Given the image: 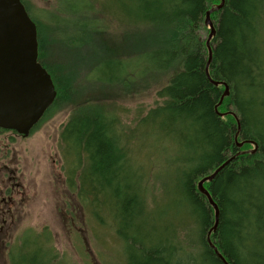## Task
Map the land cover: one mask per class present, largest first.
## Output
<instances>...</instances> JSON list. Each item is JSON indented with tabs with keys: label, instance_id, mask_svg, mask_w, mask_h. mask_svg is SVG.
I'll use <instances>...</instances> for the list:
<instances>
[{
	"label": "trees",
	"instance_id": "16d2710c",
	"mask_svg": "<svg viewBox=\"0 0 264 264\" xmlns=\"http://www.w3.org/2000/svg\"><path fill=\"white\" fill-rule=\"evenodd\" d=\"M20 1L36 26L37 61L54 84L53 109L76 95L70 88L73 77L67 74V81L60 77L63 83L58 82L44 59L40 26ZM125 1L132 11L125 23L135 25L137 31L126 30L122 43H134L135 53L130 55L131 61L103 62L105 76L99 81L116 83L128 63L133 64L131 73L137 71V79L149 73L169 74L170 80L156 94L163 103L144 115L139 113L133 135L129 134L155 136L160 154L174 157L167 162L172 164L168 178L156 177L162 179L159 196L163 205L151 211L155 194L151 200L136 189L141 184L142 163H133L131 148L121 138L114 117L84 104L62 130L65 153L76 158L71 174H67L69 187L99 220L109 215L113 218L127 264H222L206 243V234L214 224L213 209L197 183L238 152L246 151L251 146L246 142H253L257 145L253 154L230 160L203 186L219 210L218 224L210 235L217 250L228 264H264V0H224L223 7L210 14L215 35L210 41L209 78L204 72L209 34L204 21L220 0ZM59 2L73 14L90 12L92 4L99 5L97 0ZM85 2L92 4L79 8ZM141 27L155 30L146 37ZM143 49L150 51L142 54ZM113 62L119 68L107 75ZM92 70L98 71L100 66ZM212 81L228 87V96L220 105L224 86H214ZM127 83L122 86L128 87ZM224 113L228 114L219 116ZM230 114L239 120L237 142L236 121ZM242 142L239 149L237 143ZM145 146L137 145L134 152L144 153ZM12 251V264L50 263L30 248Z\"/></svg>",
	"mask_w": 264,
	"mask_h": 264
},
{
	"label": "rangeland",
	"instance_id": "374dc122",
	"mask_svg": "<svg viewBox=\"0 0 264 264\" xmlns=\"http://www.w3.org/2000/svg\"><path fill=\"white\" fill-rule=\"evenodd\" d=\"M23 1L40 26L45 62L50 64L60 84L63 83L60 77L67 81L66 75L70 74L73 77L70 88L77 93L68 103L62 102L51 108L27 138L0 132V173L6 177L8 172L6 179L0 176V189H4V181L14 186L10 194L0 193V264H12L9 260L12 250L25 252L28 248L50 259L49 264H127L113 218L109 215L99 220L90 208L82 205L75 189L69 187L67 174H71L76 158L65 153L67 146L62 130L82 104L114 117L121 138L131 148L133 163H142L141 184L136 189L147 193L151 200V195L155 194L151 211L161 209V178H168L172 173V164L167 162L173 161L174 157L168 153L160 154L159 140L155 136L144 137L138 132L131 135L138 114L144 115L163 103L164 99L157 98L156 94L170 80L169 74L156 76L149 73L137 79V71L131 73L133 64L128 63L124 75L119 73L121 78L114 81L116 83L99 81L105 76L103 62L131 61L130 55L135 53L134 43H122L126 30L137 31L135 25L125 23L132 17L128 1L97 0L100 6L85 2L79 8L89 4L95 6L92 11L79 14L68 12L57 0ZM210 20L214 25L211 17ZM98 28L99 35L95 32ZM140 29L146 37L155 30ZM73 42L76 44L72 45ZM143 50L142 54L150 51ZM114 62L107 75L117 72L119 66ZM97 64L100 70L93 71ZM128 74L130 78H124ZM127 82L129 86L123 87L122 84ZM141 129L139 126L138 131ZM142 144L146 153L134 152V148ZM251 146L245 150H251ZM157 176L161 178L156 179ZM9 196L12 202L3 205L1 200ZM29 242L32 243L30 246Z\"/></svg>",
	"mask_w": 264,
	"mask_h": 264
},
{
	"label": "water",
	"instance_id": "95a60500",
	"mask_svg": "<svg viewBox=\"0 0 264 264\" xmlns=\"http://www.w3.org/2000/svg\"><path fill=\"white\" fill-rule=\"evenodd\" d=\"M205 24L210 27L206 42L208 46L214 29L209 19ZM37 52L36 26L28 17L20 0H0V128L15 131L23 136L28 135L56 97L50 76L37 62ZM226 95L225 86L220 100ZM235 121L238 125L236 137L240 124L237 119ZM227 163L229 161L198 183L202 194H206L202 190V184L211 181ZM213 207L218 214L216 206ZM213 251L215 253L217 250ZM220 260L222 264H228L221 257Z\"/></svg>",
	"mask_w": 264,
	"mask_h": 264
},
{
	"label": "bare ground",
	"instance_id": "6f19581e",
	"mask_svg": "<svg viewBox=\"0 0 264 264\" xmlns=\"http://www.w3.org/2000/svg\"><path fill=\"white\" fill-rule=\"evenodd\" d=\"M222 1H223V4H222ZM21 2V1H20ZM22 4V3H21ZM221 4H222V6H221ZM23 5V4H22ZM223 5H224V0H220V5L219 6H217L216 8H212L207 14H206V17H205V22H206V20L207 19H209L210 20V14L213 12V11H218L219 9H221L222 7H223ZM24 7V6H23ZM25 9V8H24ZM26 11V10H25ZM27 13V12H26ZM28 15V14H27ZM29 17V16H28ZM31 20V19H30ZM32 21V20H31ZM205 22H204V24H205ZM210 22H211V20H210ZM212 23V22H211ZM205 26L209 29V34H210V27L209 26H207L206 24H205ZM212 26H213V29H214V25H213V23H212ZM214 35H215V29H214ZM213 35V36H214ZM209 36V35H208ZM213 36H212V38H213ZM211 38V39H212ZM211 39L209 40V44H208V46L206 45V43H205V45H206V49H207V53H208V59H207V63H206V66H205V68H204V72H205V75L207 76V78H209V75H208V66H209V63H210V61H211V58H212V50H211V47H210V41H211ZM207 40H208V37H207ZM207 40H206V42H207ZM38 62V61H37ZM39 63V62H38ZM46 71V70H45ZM47 72V71H46ZM48 74V73H47ZM49 75V74H48ZM50 76V75H49ZM50 79H51V76H50ZM51 81H52V79H51ZM219 83V84H218ZM52 84H53V81H52ZM212 84L214 85V86H220V85H223V84H221L220 82H214V81H212ZM54 85V84H53ZM224 86V91H225V85H223ZM227 87V86H226ZM224 93V92H223ZM223 95V94H222ZM228 96V87H227V95L225 96V97H227ZM225 97H223V99L225 98ZM221 98V97H220ZM222 99V100H223ZM222 100H219V103H218V105H220L221 104V102H222ZM215 110H216V107H215ZM226 114H228V113H224V114H219V116H224V115H226ZM230 115H232L233 117H234V119H237V117L234 115V114H230ZM238 120V119H237ZM239 121V120H238ZM236 126H238L237 124H236ZM239 132H240V125H239ZM239 132H238V134H239ZM237 138H238V135L236 136V137H234V140L237 142ZM245 143V142H244ZM243 142L242 143H237V147L240 149L242 146H243V144H244ZM246 143H248V144H250V145H252L253 146V149H251V150H248L247 151V153H254L255 151H256V149H257V145L255 144V143H253V142H246ZM239 144H242L241 146H238ZM244 152H246V151H240V152H238L235 156H233L232 158H229V160L228 161H230V160H232V159H234L235 157H238V156H240V155H244V154H246V153H244ZM225 163V162H224ZM223 163V164H224ZM226 165V164H225ZM225 165L223 166V168L225 167ZM220 167V166H219ZM218 168V167H217ZM216 168V169H217ZM222 168V169H223ZM215 169V170H216ZM221 169V170H222ZM214 170V171H215ZM220 170V171H221ZM213 171V172H214ZM220 171H218V173L220 172ZM213 172H210V174L209 175H207V176H210ZM217 173V174H218ZM216 174V175H217ZM215 175V176H216ZM207 176H205V177H207ZM205 177H203V178H205ZM202 178V179H203ZM215 177H213L212 179H211V181L214 179ZM201 179V180H202ZM200 180V181H201ZM199 181V182H200ZM198 182V183H199ZM206 182H210V181H206ZM198 183H197V185H198ZM205 183V182H204ZM204 183L202 184V190H204L205 191V193L206 194H202L200 191H199V189H198V191L202 194V195H204L205 196V198H206V200H207V202H208V204L210 205V207L213 209V216H214V224H213V226H212V228L207 232V234H206V243H207V245H208V247L213 251L214 249L215 250H217V248L215 247V245L212 243V241H211V238H210V235L211 234H213V232H215V229H216V226H217V224H218V218H219V210H218V207H217V205H216V203L213 201V199L211 198V195L209 194V192L204 188ZM197 188H198V186H197ZM216 206V208H217V212H218V214H216L215 213V209H214V207L213 206ZM213 253H214V251H213ZM214 255L220 260V257L221 258H223L224 260H225V258L221 255V253L217 250L215 253H214ZM226 261V260H225ZM220 262H221V260H220ZM227 262V261H226ZM228 263V262H227Z\"/></svg>",
	"mask_w": 264,
	"mask_h": 264
},
{
	"label": "flooded vegetation",
	"instance_id": "af4514ba",
	"mask_svg": "<svg viewBox=\"0 0 264 264\" xmlns=\"http://www.w3.org/2000/svg\"><path fill=\"white\" fill-rule=\"evenodd\" d=\"M53 104V103H52ZM52 106V105H51ZM51 106L49 107V109L51 108ZM48 109V110H49ZM47 110V111H48ZM47 111L44 113V115L42 116V118L39 120V122H37L32 128H31V130L29 131V133H28V135L27 136H23V135H20V134H18V133H16L15 131H10V130H4V129H1L0 128V132H12V133H14L17 137H19V138H27L29 135H30V133L31 132H33V130L37 127V125L43 120V119H45L46 118V113H47ZM0 176H1V178H3V179H6V177H8V172H7V176L6 177H4V173L3 172H1L0 173ZM8 183V184H7ZM2 184H4L5 186H4V189L2 188V189H0V193L1 194H5V193H8V194H10L12 191H14V186L12 185V184H10L9 183V181H4ZM7 184V185H6ZM17 187V186H16ZM1 202L3 203V205H5L6 203H11L12 202V198L9 196L8 198H4V199H2L1 200Z\"/></svg>",
	"mask_w": 264,
	"mask_h": 264
}]
</instances>
